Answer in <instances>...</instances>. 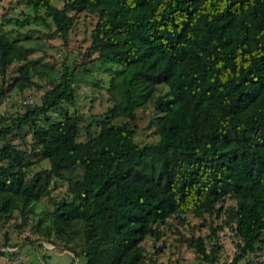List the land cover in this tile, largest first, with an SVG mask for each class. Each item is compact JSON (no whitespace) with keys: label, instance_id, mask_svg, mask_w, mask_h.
I'll return each mask as SVG.
<instances>
[{"label":"trees","instance_id":"16d2710c","mask_svg":"<svg viewBox=\"0 0 264 264\" xmlns=\"http://www.w3.org/2000/svg\"><path fill=\"white\" fill-rule=\"evenodd\" d=\"M15 2L45 10L60 36L72 24L69 10L94 13L87 52L131 76L124 104L108 108L98 132L82 142L77 117H47L74 104L66 66L39 104L23 105L11 124L30 128L45 169L29 172L28 160L6 137L11 126L0 127L5 218L14 209L23 213L48 195L52 179L67 174L71 200L49 212L47 232L52 227L65 242L79 233L83 264H143L144 238L157 237L159 224L185 213H223L238 239L234 261L264 241V0H64L60 8L50 0ZM28 54L0 27V76L23 61L18 90L36 70ZM157 85L167 88L153 103L158 140L138 147L129 123L134 89L148 96ZM116 117L126 121L109 122ZM225 197L234 204L216 207ZM209 229L212 236L216 227ZM185 240L199 262L217 264L216 243L207 251L203 237Z\"/></svg>","mask_w":264,"mask_h":264},{"label":"rangeland","instance_id":"374dc122","mask_svg":"<svg viewBox=\"0 0 264 264\" xmlns=\"http://www.w3.org/2000/svg\"><path fill=\"white\" fill-rule=\"evenodd\" d=\"M16 0H0V27L9 40L29 49L27 60L34 63L30 83L18 90L14 81L17 69L23 61H13L0 76V127L10 125L6 135L22 158L27 159V169L33 173L48 167L47 160H37L38 146L31 137L30 128L13 127L14 120L23 111V105L39 104L44 92L59 79L61 68L66 66L73 75V106L63 104L47 113L49 122L59 120L64 115L78 119L77 141H85L88 135L98 132L99 123L105 119V111L113 105H122L125 88L131 73L109 60L99 61L96 53H88L90 34L96 15L89 12L69 10L72 24L64 36L54 32V26L45 10H32L29 6L16 4ZM60 8L64 0H50ZM38 17L35 20L33 17ZM134 119L132 140L136 146H149L158 140L156 122L160 114L154 112L153 103L157 96L165 97L167 88L154 87L150 95L138 87L134 89ZM126 121L123 117L109 120L117 125ZM41 125L46 123L41 119ZM72 176V173L67 172ZM67 176V174H66ZM66 176L52 179L48 195L40 197L23 213L12 210L8 218L0 212V264H83L79 233L65 242L56 236L50 223L49 212L58 205L69 202ZM234 200L225 197L216 205L230 207ZM216 227L213 235L209 226ZM204 238L206 250L216 243L217 264H264V241L258 242L252 252L234 261L238 253V239L230 229L223 213L196 216L192 213L171 215L158 226V236H146L141 242L143 264H206L199 262L185 238ZM6 239V243L4 242ZM65 243V245H64ZM68 248L76 252V257Z\"/></svg>","mask_w":264,"mask_h":264}]
</instances>
